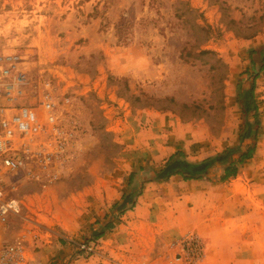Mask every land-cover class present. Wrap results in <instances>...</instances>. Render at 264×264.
Here are the masks:
<instances>
[{
	"label": "rangeland",
	"instance_id": "1",
	"mask_svg": "<svg viewBox=\"0 0 264 264\" xmlns=\"http://www.w3.org/2000/svg\"><path fill=\"white\" fill-rule=\"evenodd\" d=\"M3 50L21 58V101L41 121L52 112L60 131L47 124L26 146L16 140V169L0 160V184L18 204L2 234L21 243L22 264H110L93 233L144 182L172 174L159 176L168 163L210 159L203 178L237 193L232 231L204 237L191 263L173 240L157 264H264V0H0ZM151 113L177 117L184 148L153 154ZM231 164L238 173L221 180ZM92 183L125 191L97 204V230L66 235L58 218Z\"/></svg>",
	"mask_w": 264,
	"mask_h": 264
},
{
	"label": "crops",
	"instance_id": "2",
	"mask_svg": "<svg viewBox=\"0 0 264 264\" xmlns=\"http://www.w3.org/2000/svg\"><path fill=\"white\" fill-rule=\"evenodd\" d=\"M97 89L102 93L101 88ZM141 118L145 117L136 115L132 122L139 125ZM146 121H149L147 130H152L155 134L152 138H156L154 142L150 140L154 143L150 146L152 150L157 148L153 154H173L177 148L185 147L187 140L181 136L182 125L177 117L151 113V120ZM161 124L166 128L158 127ZM158 139L161 140L156 144ZM228 185L203 177L185 179L179 174L144 182L135 194L133 204L118 212L112 218L111 226L95 239L96 253L110 264H157L169 243L186 234H197L205 244L204 237L231 232L232 224L236 222L230 210L237 193ZM112 186L104 185L102 192L92 183L72 194L76 203L72 214L58 218L66 235L80 236L87 224H91L89 228L93 231L97 230L100 223L96 220L103 214L97 204L117 202L125 191L120 185ZM173 245V250L179 251L178 246Z\"/></svg>",
	"mask_w": 264,
	"mask_h": 264
},
{
	"label": "built area",
	"instance_id": "3",
	"mask_svg": "<svg viewBox=\"0 0 264 264\" xmlns=\"http://www.w3.org/2000/svg\"><path fill=\"white\" fill-rule=\"evenodd\" d=\"M20 63L21 58L16 51H0V160L4 167L11 170L22 164L17 154H13L16 140L21 141L20 146H26L47 124L53 133L60 132L52 112L48 111L44 121H41L36 108L21 101L27 88V78ZM3 100L5 102L1 103ZM49 107L48 103L45 104V108ZM17 209V201L8 198L0 184V264H22L21 243L9 241L2 234L8 217ZM175 244L188 263L200 258L202 242L199 237L186 234Z\"/></svg>",
	"mask_w": 264,
	"mask_h": 264
},
{
	"label": "trees",
	"instance_id": "4",
	"mask_svg": "<svg viewBox=\"0 0 264 264\" xmlns=\"http://www.w3.org/2000/svg\"><path fill=\"white\" fill-rule=\"evenodd\" d=\"M208 52L207 50L203 49V50H200L199 53H206ZM245 106L248 107V105L246 104ZM246 110V108H245ZM249 154H250V149L248 150V152L246 154H244L239 160L238 162L241 163L243 158H248L249 157ZM183 163H185L189 168H193L199 164H192V163H189L187 161H182ZM202 163H205L206 164V167L203 169V170H197V171H194V172H183L181 170H176L174 171L172 174H180L183 178L185 179H197V178H202L203 175L205 174L207 168L211 165H209L211 163V159L210 160H207V161H204ZM200 163V164H202ZM237 167H234L233 164L231 165H228L227 167H225V170H224V174L222 175L221 177V180H225L227 179L228 177H231V176H234L236 175V170ZM111 226V223H106L104 225V228L105 229H108L109 227ZM103 234V230H99L98 232H94L93 235L95 238L101 236Z\"/></svg>",
	"mask_w": 264,
	"mask_h": 264
},
{
	"label": "water",
	"instance_id": "5",
	"mask_svg": "<svg viewBox=\"0 0 264 264\" xmlns=\"http://www.w3.org/2000/svg\"><path fill=\"white\" fill-rule=\"evenodd\" d=\"M206 167L205 163L199 164L193 168H189L185 163H183L182 161H173L168 163L164 169H162L161 173H160V178H163L165 176H167L170 173H173L176 170H181L183 172H194V171H199V170H203ZM131 202V196L130 195H126L123 202L118 206V210L122 209L125 205L129 204Z\"/></svg>",
	"mask_w": 264,
	"mask_h": 264
}]
</instances>
